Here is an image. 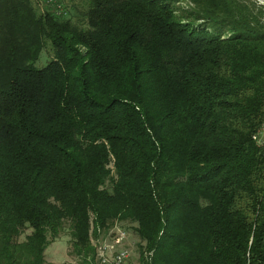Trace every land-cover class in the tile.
<instances>
[{
	"label": "trees",
	"instance_id": "obj_1",
	"mask_svg": "<svg viewBox=\"0 0 264 264\" xmlns=\"http://www.w3.org/2000/svg\"><path fill=\"white\" fill-rule=\"evenodd\" d=\"M62 1L0 0V264L64 224L93 264L113 222L139 262L264 264V4Z\"/></svg>",
	"mask_w": 264,
	"mask_h": 264
},
{
	"label": "built area",
	"instance_id": "obj_2",
	"mask_svg": "<svg viewBox=\"0 0 264 264\" xmlns=\"http://www.w3.org/2000/svg\"><path fill=\"white\" fill-rule=\"evenodd\" d=\"M260 127L251 137L258 144H264L263 127ZM115 238H127L126 232L116 222L109 225L105 231L99 227L94 229L92 244L94 251L93 264H146L147 256L142 263H134L132 261L133 243L128 239L126 248H113V240Z\"/></svg>",
	"mask_w": 264,
	"mask_h": 264
},
{
	"label": "rangeland",
	"instance_id": "obj_3",
	"mask_svg": "<svg viewBox=\"0 0 264 264\" xmlns=\"http://www.w3.org/2000/svg\"><path fill=\"white\" fill-rule=\"evenodd\" d=\"M33 1L34 4H37L38 6L41 5V3L46 4L44 3L45 0H33ZM56 1L58 2L60 1L61 4L63 5L62 0H56ZM184 2L186 1L181 0L178 1V4L183 5ZM255 2L264 4V0H255ZM186 3L189 4V2ZM47 56H48L47 53H45L43 50L41 55L38 57L36 64L37 65L43 64ZM261 127H263L262 130L264 135V124ZM68 236H69L68 228L66 224H64L62 231H60L57 238L49 242L43 250V257L46 260V262H49L51 264H78L79 257L69 253ZM113 241H114L113 248L123 249L127 247V238H118V239H114ZM91 244H93V241H91ZM147 258H149L148 254H147ZM132 261L135 263H140L137 260H132Z\"/></svg>",
	"mask_w": 264,
	"mask_h": 264
},
{
	"label": "bare ground",
	"instance_id": "obj_4",
	"mask_svg": "<svg viewBox=\"0 0 264 264\" xmlns=\"http://www.w3.org/2000/svg\"><path fill=\"white\" fill-rule=\"evenodd\" d=\"M115 239H116V238H115ZM123 249H124V248H123ZM134 263H135V262H134ZM140 263H142V262H140ZM146 264H150V263H149V258H147V257H146Z\"/></svg>",
	"mask_w": 264,
	"mask_h": 264
}]
</instances>
